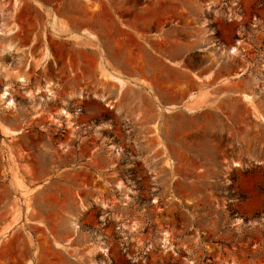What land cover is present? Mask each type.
I'll return each mask as SVG.
<instances>
[{
	"label": "rangeland",
	"instance_id": "obj_1",
	"mask_svg": "<svg viewBox=\"0 0 264 264\" xmlns=\"http://www.w3.org/2000/svg\"><path fill=\"white\" fill-rule=\"evenodd\" d=\"M0 264H264V0H0Z\"/></svg>",
	"mask_w": 264,
	"mask_h": 264
},
{
	"label": "bare ground",
	"instance_id": "obj_2",
	"mask_svg": "<svg viewBox=\"0 0 264 264\" xmlns=\"http://www.w3.org/2000/svg\"><path fill=\"white\" fill-rule=\"evenodd\" d=\"M231 51H232V53H234L235 52V48H233ZM18 78H19V81H24V78H21V76H19ZM112 80H115V82H117V84L121 82V80L119 78H116V77H114ZM8 95H9L8 92H4L2 94L1 99H3V100L6 99L7 102H8V107H10V106H12L14 104V102L12 101V99H10V100L8 99ZM245 97H246L245 99H249L250 98L249 96H245ZM11 133H14V132H11ZM164 242H166V240Z\"/></svg>",
	"mask_w": 264,
	"mask_h": 264
}]
</instances>
